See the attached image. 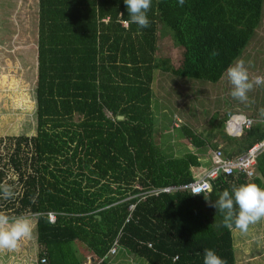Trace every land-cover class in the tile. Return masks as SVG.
Masks as SVG:
<instances>
[{"label":"trees","instance_id":"16d2710c","mask_svg":"<svg viewBox=\"0 0 264 264\" xmlns=\"http://www.w3.org/2000/svg\"><path fill=\"white\" fill-rule=\"evenodd\" d=\"M37 10L35 129L9 139L8 165L0 167V182L6 168L17 176L5 212L34 217L36 264H87L78 246L109 264L115 241L127 256L123 264H203L205 249L237 264L234 229L209 202L232 186L264 188V152L252 178L235 170L219 175L211 193L153 191L194 182L211 167V152L234 160L264 140V98L252 101V118L197 102L201 92L209 96L199 85L217 87L259 35L264 0H152L144 29L122 25L129 18L124 0H37ZM161 36L181 57L175 69L163 60L161 71L185 80L173 83L178 88L195 85L183 99L206 107L200 112L208 116L179 108L181 127L173 131L193 148L179 155L166 141L171 135L155 128L151 85ZM235 114L254 120L237 137L225 131Z\"/></svg>","mask_w":264,"mask_h":264},{"label":"rangeland","instance_id":"374dc122","mask_svg":"<svg viewBox=\"0 0 264 264\" xmlns=\"http://www.w3.org/2000/svg\"><path fill=\"white\" fill-rule=\"evenodd\" d=\"M37 11V0H0V139L4 140L0 141V167L8 165L7 154L11 148V140L9 139L21 135H31L35 129L34 91L37 64ZM157 45L156 64L159 67L155 71L151 85L152 97L156 102L153 112L155 114V128L160 126L163 128V135H171L172 138L166 141L171 145V151L175 155H179L180 152L186 150H193L186 139L179 137L173 131V127H181L182 120L180 121L177 117H179L180 109L182 110V105H188L191 114H194L193 109H198L195 114L197 113L199 119L204 121H207L208 116L200 111H204L206 107L200 110V104H197V102H200L202 107L203 104L207 105L205 102L210 101L212 112L214 107L222 114L224 111L232 112L231 109L233 108L234 111L253 117L256 111H252V101L256 98V103H260L264 98V91L258 88L259 86H255L252 92H248V100L241 103L230 96L232 86L226 78H222L217 87H208L202 84L203 82L198 81L197 84H202L199 87L204 89L206 95L209 96L205 97V94L201 92L196 103L188 104V101L183 99L186 94L185 91L190 88L193 89L195 85L186 84L183 88H178L173 83L181 84L185 80L169 79L168 75L170 74L161 71L163 60L168 62L174 69L180 66L179 49L175 47L168 36L159 37ZM242 59L248 67L250 77L264 76V26L259 30V35L255 38V41H251L244 50ZM182 99L183 103L181 104ZM188 100L189 102L191 100L195 101L192 96ZM174 101L176 102L174 103ZM226 102L229 106L223 105ZM188 116L190 117V115ZM172 122L173 125H171ZM203 127L204 124L201 127L196 126L199 131H202ZM208 155L210 157V153L205 156V159L208 158ZM204 171V168H200L199 175ZM16 177L11 169L6 168L4 181L2 180L0 185L9 186L15 192L18 189V185L15 183ZM7 200H10V198L5 199L1 193L0 211L5 212L3 204ZM5 213L10 217H16L9 211ZM23 216H28L34 223L33 215ZM258 228V223H256L250 225L246 234L239 230L234 231L233 242L236 244L237 240L240 239L238 246L242 247L241 236L245 235L243 248L248 249L250 245L253 246L255 253L251 250L248 252L250 255L257 256L254 259L250 258L248 261H243L240 255L239 264H264V244L260 242L256 245L261 237V234H257V230L259 232ZM37 254L38 248L32 233L30 239L21 241L17 251L0 252V264H36ZM125 258L124 252L120 248L117 254L109 257L107 261L109 264H123ZM131 258L129 256L127 259ZM88 260L90 261V259H87L86 263H89Z\"/></svg>","mask_w":264,"mask_h":264},{"label":"clouds","instance_id":"9594fccd","mask_svg":"<svg viewBox=\"0 0 264 264\" xmlns=\"http://www.w3.org/2000/svg\"><path fill=\"white\" fill-rule=\"evenodd\" d=\"M185 0H178L183 6ZM127 6L128 19L122 22L125 27L135 24L139 29L147 28L150 24L147 13L152 0H124ZM121 17L122 14H121ZM250 63V62H249ZM222 78H226L231 84L230 96L244 103L248 100V92L255 86H264V76L250 77L248 67L243 59H236L227 67ZM260 116L264 117V108L259 110ZM236 115V114H235ZM213 191L212 185L204 182L193 190V195L201 192ZM0 193L5 199L13 196L9 186L0 185ZM218 199L210 203L223 217V225L226 228L239 230L247 233L250 225L264 220V188L255 183H245L232 186L231 190L225 189L217 193ZM33 232V223L28 216L10 217L0 211V252L17 251L21 241L30 239ZM199 255V253H197ZM203 264H226L213 250L205 249Z\"/></svg>","mask_w":264,"mask_h":264},{"label":"built area","instance_id":"2783aa9c","mask_svg":"<svg viewBox=\"0 0 264 264\" xmlns=\"http://www.w3.org/2000/svg\"><path fill=\"white\" fill-rule=\"evenodd\" d=\"M253 119L241 116V115H232L228 118L226 122V130L230 136L237 137L240 135L242 130L248 129L252 123ZM264 152V140L260 143L253 145L246 154L236 157L234 160H225L219 151L211 152L210 159L212 165L207 169L202 176L196 179L194 182L180 186V187H168L161 190L153 191V194H158L159 192H172L178 189L190 190L193 194V190L203 184L204 182L210 183V181L215 180L219 175L229 176L234 174V170L237 173L244 174L248 178H252L254 175V168L256 165V158L258 154ZM201 193H207L201 192ZM200 193V194H201ZM129 209H133V206H130ZM130 216L126 219L128 221ZM49 219L51 222L54 221V215L49 214ZM150 246V245H149ZM118 252V243L117 241L113 242L111 248L108 251V256H114ZM41 262H44L45 259H41ZM87 264H99L101 260H88Z\"/></svg>","mask_w":264,"mask_h":264},{"label":"crops","instance_id":"0c3cea01","mask_svg":"<svg viewBox=\"0 0 264 264\" xmlns=\"http://www.w3.org/2000/svg\"><path fill=\"white\" fill-rule=\"evenodd\" d=\"M225 131L226 133H228V131L226 130V127H225ZM229 134V133H228ZM208 159V158H207ZM258 226H259V232L257 230V234L260 235L261 234V237L259 238V240L257 241L256 245H258L260 242L264 244V220H261L260 222H258ZM235 231V230H234ZM249 231V230H248ZM247 231V232H248ZM246 234V233H244ZM245 235L241 236V239H242V247L238 246V243H239V240H237V243L235 244V249L238 250L239 252V255H241L240 257H242V260L243 261H248L250 258H255L257 257L256 255H250V253L248 251H252L255 253V251H253V246L250 245V248L248 249H244V244H245ZM240 238V237H239ZM80 248H78L80 254H83V256L87 259H90V260H96V257L94 254H92L90 251H87L85 250L82 246H78ZM126 256V254H124ZM127 257V256H126ZM241 259V258H240ZM87 262V261H86ZM237 264H239V260L237 261Z\"/></svg>","mask_w":264,"mask_h":264},{"label":"water","instance_id":"95a60500","mask_svg":"<svg viewBox=\"0 0 264 264\" xmlns=\"http://www.w3.org/2000/svg\"><path fill=\"white\" fill-rule=\"evenodd\" d=\"M118 119H122V117H121V116H119V117H118Z\"/></svg>","mask_w":264,"mask_h":264}]
</instances>
